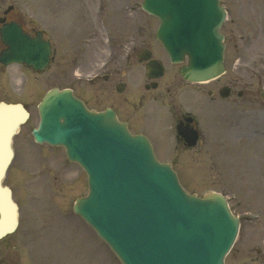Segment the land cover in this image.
<instances>
[{
    "label": "rangeland",
    "instance_id": "1",
    "mask_svg": "<svg viewBox=\"0 0 264 264\" xmlns=\"http://www.w3.org/2000/svg\"><path fill=\"white\" fill-rule=\"evenodd\" d=\"M142 1L0 0L1 8L14 5V11L19 12L13 15L19 14V20L27 26L35 22L43 29L45 36L52 40L56 53L53 64L42 72L11 65L6 68V74H0V86H4L0 89V99L22 101L31 112L15 136L16 157L6 178L14 187L20 204L21 226L19 231L0 242V261L12 264H122L107 244H99L93 229L73 211L75 199L87 189L86 173L79 164L65 159L64 148L37 143L32 129L39 121L38 103L50 87L70 85L79 95L84 93L86 75L93 73L101 63V58L97 57L110 55L115 49L107 43V32L114 33L121 41L117 47L126 44L136 28L137 38H141L142 25L151 23L155 34L158 20L141 9ZM223 2L229 10V19L222 27L226 35L228 71L219 80L206 85L225 84L235 76L248 81L253 95L233 103L231 97L210 101L206 94L201 95L200 100L185 101L195 106V113L206 131V144L193 150L184 149L183 152L176 144L171 126L173 110L166 103H147L149 115L145 112L142 116H145L142 125L146 132L150 129L152 135L159 137L160 152L165 159H174L175 169L190 190L200 195L221 190L230 198L236 212L244 216L240 237L228 263L264 264V98L258 89L261 81L264 83V0ZM130 6L132 15L128 13ZM241 33L246 36L241 38ZM126 48L120 47L116 57ZM155 50L167 63L158 45ZM135 83L138 81L132 85ZM139 113L135 112V115ZM239 121L242 122L240 126ZM255 130L257 134L253 132ZM241 131L251 134L242 140L247 144L238 146L237 136ZM254 213L261 214L259 219L250 216ZM72 217L78 220L77 224ZM63 218L69 221H63ZM37 225L50 231L46 234L50 241L46 242L56 245V249H50L52 246L41 249V242L33 240ZM102 254L111 257L112 261Z\"/></svg>",
    "mask_w": 264,
    "mask_h": 264
},
{
    "label": "water",
    "instance_id": "2",
    "mask_svg": "<svg viewBox=\"0 0 264 264\" xmlns=\"http://www.w3.org/2000/svg\"><path fill=\"white\" fill-rule=\"evenodd\" d=\"M145 8L153 12H158L161 17H164L162 26L159 30V37L163 40L165 46L170 52L174 60H179L185 53L190 56L191 64L182 69L184 76L192 80H201L213 77L221 72L222 69V50L215 38L212 40L202 31L212 20L215 25L220 23L218 16L220 7L217 0H203L199 5L189 4L184 5L178 3L176 7H170L168 0H146ZM191 28L193 35L190 37L182 36L184 28ZM183 30V31H182ZM181 31L180 33H178ZM217 32V29L215 30ZM8 33L9 37H7ZM21 29L17 26H7L3 31L5 40L13 46L7 51V56L22 60L21 57H28L29 63L34 64L38 68L45 64V55L49 52V43L40 40V37L35 41L25 38L20 35ZM219 41L222 36L216 34ZM210 38L212 42L207 43ZM46 53H45V52ZM26 52V53H25ZM20 53V54H19ZM42 53L41 59L37 62L34 58ZM26 59V58H24ZM27 60V59H26ZM159 75L163 73L162 66ZM67 105V107H66ZM83 109H81L79 106ZM78 107L80 110L76 109ZM40 112L42 115L41 129L34 130L37 139H46L54 143H63L67 147V154L70 159L78 160L82 163L90 174L91 189L95 191V183L100 184L106 182L105 179L98 177V171L122 172L123 170L130 171L136 161L143 168L148 157L150 165L156 164L153 159L151 145L147 139L141 135L136 137L129 134L125 124L116 120L112 113L106 114H88L85 109L74 100L67 92L58 90L51 91L40 104ZM66 111L72 114V117H77L76 114L84 115L90 118L91 122L85 124L92 126L89 130L94 129L96 134L94 139H88L84 145L73 138L70 130H65L66 124L60 121V118L66 117ZM93 116V117H92ZM28 117L21 104H5L0 103V236L7 231H11L17 224V206L11 198V193L7 187H3L1 180L13 156L12 137L16 133L18 127ZM87 119V118H86ZM89 121V119H87ZM99 122V124L96 123ZM62 124H61V123ZM76 126L75 122H72ZM80 126V122L78 123ZM56 127V128H54ZM87 132H82L79 139L86 136ZM101 141V142H100ZM128 143V145H127ZM122 149L137 150L138 157L131 153L124 152ZM120 150L125 153L122 156L113 157L112 154ZM127 153V154H126ZM167 174V188L169 190L168 198L170 200H178L193 205V208L202 210L208 206H221L225 213L229 215V210L225 202L220 197H210L207 199L190 200L188 196L180 189L176 175L171 171L169 166H160ZM123 169V170H122ZM160 179L159 173H153ZM155 178V180H158ZM161 180V179H160ZM81 200L77 204V209L81 205ZM208 203V204H206ZM215 212L220 213L219 210ZM230 216V215H229ZM231 217V216H230Z\"/></svg>",
    "mask_w": 264,
    "mask_h": 264
},
{
    "label": "flooded vegetation",
    "instance_id": "3",
    "mask_svg": "<svg viewBox=\"0 0 264 264\" xmlns=\"http://www.w3.org/2000/svg\"><path fill=\"white\" fill-rule=\"evenodd\" d=\"M110 79V77L108 78ZM109 90V87H106L105 84L97 85L96 87L92 88V91L94 92H88L85 96V101L89 105L90 103L103 106L105 107V101L110 100L112 104H110L112 107H115L117 109L118 104V96L109 94L108 98L106 99V90ZM241 94V92H240ZM92 96V97H90Z\"/></svg>",
    "mask_w": 264,
    "mask_h": 264
}]
</instances>
